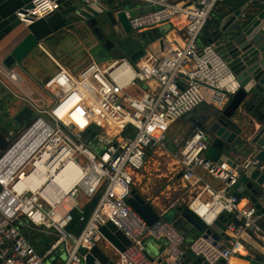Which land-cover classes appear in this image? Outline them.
<instances>
[{
  "label": "built area",
  "instance_id": "obj_1",
  "mask_svg": "<svg viewBox=\"0 0 264 264\" xmlns=\"http://www.w3.org/2000/svg\"><path fill=\"white\" fill-rule=\"evenodd\" d=\"M139 1L155 9L134 16L127 12L134 32L178 26L174 21L182 17L183 35L179 40L162 37L161 54L145 49L134 61L93 59L77 72L52 57L57 68L44 81L38 102L33 100V107L45 117L21 130L0 158V264H83L89 250L104 239L100 227L107 221L132 241L126 250H116L118 264H163L164 259L171 263L188 252L213 264L243 254L246 238L260 234L263 214L253 204L241 205L229 189L243 171L264 164L248 157L236 170L227 162L214 161L206 155L209 143L201 127L194 128L173 154L175 171L191 189L196 186L200 193L206 192L208 199H200L199 193L188 203L191 214L205 227L222 214L233 216L228 244L217 245L201 233L186 245L185 235L172 223L160 219L148 225L128 203L134 175L144 168L149 151L166 149L174 122L206 102L224 107L241 88L215 45L199 43L212 13L224 0ZM83 2L87 14L106 10L104 0ZM60 9V0H32V7L16 14L23 25H29ZM75 13L84 16L77 9ZM2 72L10 82L4 85L15 93L10 84L18 85L20 74L12 67ZM206 90L211 92L209 98ZM107 127L116 129V136L99 148L100 143H95L107 135ZM200 171L221 186H211ZM79 188L89 199L101 191L89 217L84 214L86 203L77 201ZM261 202L264 207V199ZM74 210L85 221L78 235L67 231ZM24 226L57 239L40 253L22 231ZM146 236L164 242L161 259L147 255Z\"/></svg>",
  "mask_w": 264,
  "mask_h": 264
},
{
  "label": "water",
  "instance_id": "obj_2",
  "mask_svg": "<svg viewBox=\"0 0 264 264\" xmlns=\"http://www.w3.org/2000/svg\"><path fill=\"white\" fill-rule=\"evenodd\" d=\"M61 9L39 18L29 25H23L17 18V11L32 7V0H0V43L8 41L2 51L3 62L12 67L20 64L31 52L43 51L41 41L47 36L65 27L70 19L79 16L76 7L69 6V0H60ZM106 10L96 11L93 15L102 21L103 45L108 55L113 58L136 60L145 52V42L132 30L127 12L132 16L144 14L155 9V5L138 6L128 9L127 4L115 0L105 1ZM213 15L203 30L206 43L215 45L217 52L229 63L241 88L222 108L209 105L202 113L198 107L184 117L192 116L191 132L201 127L207 133L209 147L206 155L219 163L227 162L236 170L248 157H255L264 164V114L256 113L264 107V0L246 1L237 9L222 6ZM213 14V13H212ZM96 18V17H95ZM95 19L96 21H98ZM108 20V21H107ZM145 35V34H142ZM141 35V36H142ZM143 37V36H142ZM255 114L256 117H251ZM182 134H178V139ZM13 138L9 140L0 130V150L5 152ZM181 176V174L179 175ZM234 196L244 195L264 213V166H251L242 172L238 182L229 189ZM131 207L148 223L153 225L160 219L172 223L186 238V245L194 238L189 234L196 230L220 245L223 239L229 240L227 234L229 221L226 215H220L209 227L191 214L189 208L174 206L163 214L156 209L137 189L131 191L128 198ZM238 223L241 224L240 221ZM106 245L95 244L86 254L83 264H118L116 250L124 251L132 241L111 221L100 227ZM260 247L249 250V264H264V240L257 239ZM1 254V252H0ZM1 262V259H0ZM163 264H211L191 252L185 258ZM213 264H228L222 258Z\"/></svg>",
  "mask_w": 264,
  "mask_h": 264
},
{
  "label": "rangeland",
  "instance_id": "obj_3",
  "mask_svg": "<svg viewBox=\"0 0 264 264\" xmlns=\"http://www.w3.org/2000/svg\"><path fill=\"white\" fill-rule=\"evenodd\" d=\"M96 37V34H51L44 38L42 43L51 53H58V55L68 58L69 62L72 64L80 67V61L84 60L85 57L92 56L100 63H102V60L111 57L108 55V52L103 45V40L97 38L99 42H97L96 46L93 45L96 41ZM106 56H108V58ZM17 69L23 76H32L41 81L46 74H52L55 71V65L46 53L35 50L31 52L20 65L17 66ZM41 85V88L39 85V89L41 90V94H43L44 82ZM0 88L3 93V96L0 99V113L6 112L5 114H9L10 116V119L7 121L1 120L3 127L6 128L3 133L9 140L14 138L28 123L35 121L38 117H45L44 114H41L33 107V99L31 96L19 93L22 100L18 101L16 108L20 114H26L24 117H27V119L23 124L21 120L16 119L13 116L15 115L12 114L14 106L10 108V106H7L6 104L10 93L7 91L6 87L1 86ZM16 89L18 90V88ZM16 117H18V115ZM191 119L192 116L183 117L172 125L166 142L170 147L175 149L171 142L174 139H178V134H182L179 138L180 148L183 140L191 133ZM8 121L10 122L8 123ZM7 124L8 127H6ZM112 136L113 133L107 127V135L101 136L100 140H98L95 144L100 143L98 145L100 148L102 145L107 144V142L111 140ZM1 155L2 152H0V157ZM176 167L177 165L172 157L157 155L155 153L150 156L149 154L144 168L134 175V187L146 199H150H147L150 203L154 202L157 196H160L158 200L161 207L167 208L173 201L176 200L177 197L181 198L179 199V202H176V206H188L189 200L192 197L191 191L192 189L195 191L197 187L192 186L191 189L190 185L184 184V182L180 179L178 180L175 176ZM76 198L79 204H84L89 200L88 196H86L84 191L80 188L78 189Z\"/></svg>",
  "mask_w": 264,
  "mask_h": 264
},
{
  "label": "crops",
  "instance_id": "obj_4",
  "mask_svg": "<svg viewBox=\"0 0 264 264\" xmlns=\"http://www.w3.org/2000/svg\"><path fill=\"white\" fill-rule=\"evenodd\" d=\"M69 1L72 3V5L74 7H76V8H74V7L73 8L74 9H77L78 11H82L83 12L82 14L84 16L77 15L79 17H77L75 19H70L65 27H62L58 31L54 32L53 34H96L97 35V37L95 38L96 41L93 43V45L96 46L97 42H99L98 39H101L102 40V38L104 37L103 32H102V25H103L102 24V21L105 20L106 18L97 19V16L91 15V14H87L86 12H84V10L86 11L89 8H88V6L84 5L83 0H69ZM104 1L107 2L108 0H104ZM115 1L123 2V3L125 2L127 4V8L128 9H134V8H137L138 6H147V5H150V4H145L144 1L142 2V1H139V0H115ZM172 1H176V0H172ZM237 1L238 0H231V2H226L227 4L218 5L216 7L215 11L213 12V14H212V16H211L210 19L213 20V18H214L213 15L214 14L215 15H218L217 10L220 9L224 5L226 7L233 8V9L239 8V7H236L235 6L236 3H237ZM247 1L248 2H253L252 0H247ZM72 5L69 4V6H72ZM95 19H97L98 21H96ZM182 21H183V18L182 17H177L176 20L174 21V23L177 24L178 26H176L174 24H169V25H164V26L157 27V28H152V29H149L147 31H144V32H141V33H137V34H139V36L141 37L140 38L141 41L146 43L145 49H150V50L155 51L158 54H161V52H162V42H161V38L162 37H167L169 39L179 40L180 39V36L183 35V33H184V30L182 29V27H183V22ZM142 34H145V35H142ZM7 42L8 41H4V42L0 43V87L1 86L6 87L4 85V82H6V81H7V83H10L6 79L5 74L2 72V70L5 67H8V66H6L4 64L3 58H2V51L6 48L5 44ZM42 42L43 41H41L40 43H41V46H42V48L44 50V53H46V55H48V57L51 60H52V57H54L62 65H64L67 68L71 69L73 72L79 71L89 61H91L93 59L96 60L92 56L85 57L84 60L80 61V65L81 66L80 67H77V65H74L71 62H69V59L68 58H65L64 56H60V55H58V53H55V54L51 53L44 46V44ZM206 42L207 41H206L205 33H202V35H201V37L199 39V43L201 45H203ZM106 57L108 58V56H106ZM110 58H113V57H110ZM110 58L104 59L101 62H105V61L109 60ZM52 62H53V60H52ZM20 64H18V65H20ZM18 65L12 66V68L15 69L20 74L22 80H21V82L18 85H16V84H10L13 87V91L15 93L11 92L6 87L7 91L10 93L8 102H6V104H7V106H10V108H12L14 106L13 107L12 114H15V115H13V116L16 119L21 120L22 123L24 124L25 121H26V119H27V117H24L26 114H24V113L23 114H20V112L16 108L17 107V104H18V101L19 100H22L21 99V95H19V93H23L25 95H29V96H31V98L33 100H35V101L38 102V99H39L40 95H42L41 94V90L39 89V85H40V88H41V86H42L41 84H43L44 80L50 74H48V75L46 74L43 77L44 80L42 79L41 81H39L35 77H32V76H28V77L23 76L20 73V71L17 69V66ZM54 65H55V63H54ZM56 68H57V66L55 65V69ZM15 87L18 88V90ZM210 94H211V92L209 90H206V96H207V98L210 97ZM2 96H3V93L1 92V88H0V99L2 98ZM9 104H11V105H9ZM203 105H206V106L209 107V105H211V104H209L208 102H206ZM5 113H0V128L3 130V132L6 130V128L3 127V123H2L1 120L7 121L8 119H10L9 114H5ZM263 114H264V107L262 108L261 111H259V113H256L257 116H261V115L263 116ZM17 115H18V117H16ZM256 115L253 114V115H251V117H256ZM9 122L10 121H8V123ZM30 123H32V122H30ZM30 123H28L27 125H25L23 127V129L26 128L28 125H30ZM6 127H8V124L6 125ZM171 141H172V139H171ZM178 141H179V139H177V140L174 139L171 142L172 145L175 147V149H173V147H170L168 145V143H166V149H164V150H158L157 152L149 151V154H150V156L153 153H155L157 155H164V156L172 157L173 160H174V162H175V164H176V159L173 156V154L177 152V147H179V144L178 143H180V142H178ZM0 152H2V151L0 150ZM2 155H3V152H2ZM176 170H177V167H176ZM175 174H176L175 176L179 180L181 176H179L177 173H175ZM200 174L204 175L205 180L211 186H213L215 188H219L221 186V183L218 180H215V179L207 176L202 171H200ZM134 189H136V188L134 187ZM199 193H200L199 187H197V189L195 191L192 189V197L190 198V200L191 199L193 200ZM159 197L160 196H157L156 199H155V201L154 202H151V203L160 212H165L169 208L176 206L177 205L176 202H179V199L181 198V197H177L176 200L173 201L170 206H168L167 208H164V207H161L160 206V203H159V200H158ZM199 197L202 200L208 199V196H207L206 192L200 193L199 194ZM148 200H150V199H148ZM240 201H241V205H244V206L245 205H252L253 204L244 195H242L240 197ZM84 204H82V205H84ZM227 216L228 217H231L232 215L231 214H227ZM259 225H260V229L261 230L259 232L260 234H257L256 238L259 237V238H261V239L264 240V213H263V215H262V217H261V219L259 221ZM197 235H199V233L194 230L192 233L189 234V237L188 238H195ZM259 235H261V236H259ZM256 238H255V236L254 237H247L246 240L244 241V246H245L244 247V253L243 254H240L238 256L231 257L228 260V264H249V260H247V255L249 254V250L251 248H253V247H260V248H262L261 246H259ZM143 242H144V245H145L146 253H147V255L150 258H152V259H161V255H162V253L164 251V248H165V244H164L163 241L156 240V239L150 238V237H145L144 240H143ZM98 243H99V245H106L112 251V248L110 247L109 244H106L105 243V240L104 239H100V241ZM227 244H228V240L223 239L221 241V245L222 246L227 245ZM262 250H263V248H262ZM116 258H117V255H116ZM165 260L166 259H164L163 261H165Z\"/></svg>",
  "mask_w": 264,
  "mask_h": 264
},
{
  "label": "trees",
  "instance_id": "obj_5",
  "mask_svg": "<svg viewBox=\"0 0 264 264\" xmlns=\"http://www.w3.org/2000/svg\"><path fill=\"white\" fill-rule=\"evenodd\" d=\"M246 1L247 0H238L235 6L236 7H240ZM226 2H231V0H224L219 5L227 4ZM70 5H72L71 2H70ZM71 7H74V6L72 5ZM175 123H176V121L174 122V124ZM0 130L3 132L2 129H0ZM178 149H179V147H177V150ZM100 195H101V191H98L83 206L84 214H85L86 217H89L90 214L92 213L93 209L95 208V206H96V204H97V202H98V200L100 198ZM184 207L187 208L188 206L185 205ZM73 216H74V218L71 221V223L69 224V226L67 228V231L70 232V233H73L75 235H78L81 232V230L83 229V227L85 225V221L84 220H80L81 213L78 210H74ZM226 219H227V221H231V220H233V216L228 217L226 215ZM22 231L32 241V243L34 244L36 250L38 252H40V253H43L46 249H48L49 246L52 244V242L57 239V236H55L54 234L44 233V232H42L40 230L31 229V228L26 227V226L22 227ZM59 254H61V253H59Z\"/></svg>",
  "mask_w": 264,
  "mask_h": 264
},
{
  "label": "bare ground",
  "instance_id": "obj_6",
  "mask_svg": "<svg viewBox=\"0 0 264 264\" xmlns=\"http://www.w3.org/2000/svg\"><path fill=\"white\" fill-rule=\"evenodd\" d=\"M110 129V131L113 133V136H112V138H111V140L109 141V142H111L114 138H115V136H116V129L114 130V129H111V128H109ZM109 142H107V143H109ZM106 145V144H105ZM66 174H69L70 173V169H66ZM76 177V175L74 174V177L73 178H75ZM72 178V179H73ZM90 180H91V177H89L88 179H87V181H88V183H91L90 182ZM72 200V199H71ZM73 201V200H72ZM146 237H150V238H154V237H152V236H146ZM155 239V238H154ZM144 240V239H143ZM144 243V242H143Z\"/></svg>",
  "mask_w": 264,
  "mask_h": 264
},
{
  "label": "flooded vegetation",
  "instance_id": "obj_7",
  "mask_svg": "<svg viewBox=\"0 0 264 264\" xmlns=\"http://www.w3.org/2000/svg\"><path fill=\"white\" fill-rule=\"evenodd\" d=\"M207 107H208V106H206V105H201V107H200L199 110H198V113H202V112H204V111L206 110Z\"/></svg>",
  "mask_w": 264,
  "mask_h": 264
}]
</instances>
